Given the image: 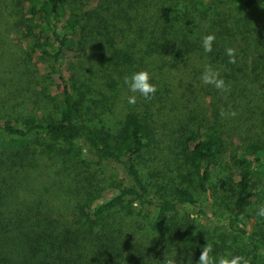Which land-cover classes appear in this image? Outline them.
I'll use <instances>...</instances> for the list:
<instances>
[{
	"label": "trees",
	"instance_id": "trees-1",
	"mask_svg": "<svg viewBox=\"0 0 264 264\" xmlns=\"http://www.w3.org/2000/svg\"><path fill=\"white\" fill-rule=\"evenodd\" d=\"M10 42L0 264H197L209 246L264 264V0H0ZM162 58L155 93H132L124 77ZM200 60L229 91L202 82ZM122 93L118 122L102 124L99 104ZM163 93L175 97L158 123Z\"/></svg>",
	"mask_w": 264,
	"mask_h": 264
},
{
	"label": "clouds",
	"instance_id": "clouds-1",
	"mask_svg": "<svg viewBox=\"0 0 264 264\" xmlns=\"http://www.w3.org/2000/svg\"><path fill=\"white\" fill-rule=\"evenodd\" d=\"M215 40L214 33H208L201 38V46L205 53L211 52L213 48V41ZM225 54L228 57L229 63L236 62L235 49L233 47H226ZM201 80L204 84H211L216 89L223 92L230 90V85L225 83V80L218 70L211 65H205L204 70L201 73ZM124 83L132 93L139 92L145 98H150L156 91V85L152 82L151 73L147 69H141L134 71L130 76L124 77ZM128 103L134 104L136 102V96H128ZM223 114V113H222ZM235 113H232L234 115ZM257 216L264 217V204L257 208ZM209 248L203 249L199 256L197 264H248V261L241 255L224 254L215 257L209 256ZM169 264L171 262L169 261Z\"/></svg>",
	"mask_w": 264,
	"mask_h": 264
},
{
	"label": "rangeland",
	"instance_id": "rangeland-1",
	"mask_svg": "<svg viewBox=\"0 0 264 264\" xmlns=\"http://www.w3.org/2000/svg\"><path fill=\"white\" fill-rule=\"evenodd\" d=\"M207 3H211V0H207ZM202 8H204V6H202ZM9 38H11V36ZM142 40L143 39H141L140 42ZM128 41L129 40H127V42ZM0 45H4L3 48H5L4 52L0 53V57H2V56H5L6 47H7L8 50H10V46L12 44L10 42L9 44H7V43L1 44L0 43ZM204 61L205 60H200V65H199V61H198V68L204 69V66H205L204 65ZM150 64H151L150 67L152 69L149 70V72L151 73L152 82L157 84L159 82L157 80H159L161 78V72L162 71L165 72L166 69H167V65L164 67V65L166 64V61L163 58L161 59L160 63L158 61L151 60ZM34 68H37V66H34ZM181 71H184V70H182V69L176 70V74L179 77H182L181 76ZM54 77H55V80H56V83H57V76L54 75ZM170 80H172V86L171 87L172 88L175 87L176 89H178L179 92H182V90L186 89L185 85L189 86V83H190V81H184L183 85L181 86V85H179L178 78H175L173 75L170 76ZM58 83H60V81ZM102 88L104 89V91L106 93L109 94V92H110L109 88H106V87H102ZM163 95L164 96H163V101L162 102H167V105H164L165 107L161 108L159 104L154 103L155 105L153 107V110L156 111V113H157L156 117H157L158 123H161L163 120L167 121V118L170 117L168 115H165V113H166L167 109L171 107V101L174 100V97H175L174 95H172L170 93H163ZM127 96H129V95H127ZM118 98H119L120 102L117 100V98H115V101H113L114 103L112 105H109L107 100H104L102 104H99V110H100V116H99L100 118H99V120H102L101 121L102 124L109 125V127H110V126H114V124H116V122H118V119L120 117V113L122 112V110L124 109V106L127 103V101L125 99L126 98V94L125 93L119 94ZM162 114L164 115V117L162 116ZM168 122H170V121H168ZM152 156L153 155L150 152L145 154V158L152 157ZM225 159H226V157L224 158V160L223 159H219L220 163L221 162L223 163L225 161ZM149 164L150 165H158L159 161H158V159H153L152 161L149 162ZM221 170L222 169L219 168V169L214 171L213 182H215V181L220 182L223 179L224 175L221 172ZM114 173L116 175H119V177H120V172L119 171L114 170ZM217 185L219 186V183H217ZM209 214H211V212H209ZM251 218L252 219L250 220L249 226H251V224L255 221V218L253 216Z\"/></svg>",
	"mask_w": 264,
	"mask_h": 264
}]
</instances>
